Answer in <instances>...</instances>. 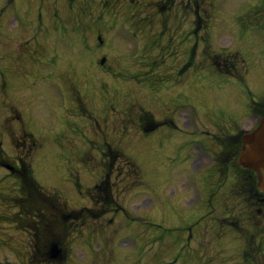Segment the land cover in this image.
<instances>
[{"label":"rangeland","instance_id":"374dc122","mask_svg":"<svg viewBox=\"0 0 264 264\" xmlns=\"http://www.w3.org/2000/svg\"><path fill=\"white\" fill-rule=\"evenodd\" d=\"M254 98L264 0H0V157L26 161L70 208L100 207L95 184L112 173V210L65 220V257L45 264H245L255 232L246 254L264 264V204L217 168L211 205L193 155L212 138L164 122L233 134L260 114ZM153 115L164 123L146 134ZM12 175L0 165V264H26L34 235Z\"/></svg>","mask_w":264,"mask_h":264},{"label":"water","instance_id":"95a60500","mask_svg":"<svg viewBox=\"0 0 264 264\" xmlns=\"http://www.w3.org/2000/svg\"><path fill=\"white\" fill-rule=\"evenodd\" d=\"M240 162L258 172L260 185L264 188V117L259 127L245 136Z\"/></svg>","mask_w":264,"mask_h":264},{"label":"trees","instance_id":"16d2710c","mask_svg":"<svg viewBox=\"0 0 264 264\" xmlns=\"http://www.w3.org/2000/svg\"><path fill=\"white\" fill-rule=\"evenodd\" d=\"M104 190H105V191H107V192H106V194H107V195H106V197H105V201H106V202H109V200H108V199L110 198V196H109V193H108V188H107V187H105V189H104ZM102 211H105V209L101 210L100 212H97L95 215H97V216H100V215H102Z\"/></svg>","mask_w":264,"mask_h":264}]
</instances>
